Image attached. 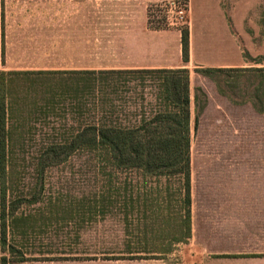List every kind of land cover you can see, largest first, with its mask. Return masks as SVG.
Segmentation results:
<instances>
[{
	"label": "rangeland",
	"instance_id": "obj_1",
	"mask_svg": "<svg viewBox=\"0 0 264 264\" xmlns=\"http://www.w3.org/2000/svg\"><path fill=\"white\" fill-rule=\"evenodd\" d=\"M62 1V6L54 9L45 3L48 0H4L5 36H10L16 56H22L24 41L29 47L37 14L56 13L63 22L64 64L87 58L96 65L118 62L119 53L105 51L116 50L114 45L74 44L76 9L71 0ZM159 3L149 6L148 23ZM249 24H255L264 35V0H259ZM188 26L165 28L149 23L157 32L154 38L169 44L177 36L182 38ZM94 31L96 35L99 32ZM255 61L261 63L260 58ZM186 70L192 97V237L183 239L184 193L179 177L110 172L93 156L79 154L49 173L44 204L20 210L33 218L29 232L16 249L29 261L20 262L17 253L8 255L0 242V264L4 258L8 264H139L157 260L182 264L199 260L202 253L198 246L202 244L229 249L228 238L209 234L216 220L219 229L231 227L229 208L245 206V200L236 198L245 196L243 185L252 175L249 171H258L264 165V155L259 151L264 148V71L237 69L205 75L195 69ZM202 226L205 230L200 234Z\"/></svg>",
	"mask_w": 264,
	"mask_h": 264
},
{
	"label": "trees",
	"instance_id": "obj_2",
	"mask_svg": "<svg viewBox=\"0 0 264 264\" xmlns=\"http://www.w3.org/2000/svg\"><path fill=\"white\" fill-rule=\"evenodd\" d=\"M181 42L187 63L188 30ZM196 71L212 75L234 70ZM198 126L196 118L195 130ZM79 154L93 156L110 172L179 177L183 239L191 238L186 69L0 72V242L5 253L29 261L16 249L33 218L20 210L44 204L49 173ZM8 263L4 258L3 264Z\"/></svg>",
	"mask_w": 264,
	"mask_h": 264
},
{
	"label": "crops",
	"instance_id": "obj_3",
	"mask_svg": "<svg viewBox=\"0 0 264 264\" xmlns=\"http://www.w3.org/2000/svg\"><path fill=\"white\" fill-rule=\"evenodd\" d=\"M163 1L168 0H71V6L76 9L74 22L77 21L74 44L114 45L116 50L108 48L105 51L120 54L118 62L96 65L94 60L88 58L83 62L75 60L64 64L63 22L56 13L54 16L37 14L39 19L32 23L35 31L29 35V47L24 41L20 50L22 56H16L10 36H5V2L0 0V72L179 69L264 71V35L260 34L255 24L253 27L249 24L259 0H188L187 63L183 61L181 36H177L171 44L167 40L158 42L154 38L157 32L149 27V6ZM45 3L56 9L62 6L63 1L48 0ZM41 15L45 18L40 19ZM72 28L75 29V25L72 24ZM94 30L99 31L97 35ZM5 38L8 41L5 42ZM70 52L75 53L74 50ZM256 58H260L261 63L256 64ZM259 151L264 155V148ZM259 169L249 171L252 175L243 185L246 188L245 196L236 198L245 200L242 202L245 206L240 208L239 205H233L229 208L231 227L219 229L217 220L214 221V228L211 227L209 235L228 238L229 249L202 244L198 246L202 253L199 260H187L182 264H264V165ZM203 230L205 228L202 226L200 234ZM139 264L173 263L157 260L141 261Z\"/></svg>",
	"mask_w": 264,
	"mask_h": 264
},
{
	"label": "built area",
	"instance_id": "obj_4",
	"mask_svg": "<svg viewBox=\"0 0 264 264\" xmlns=\"http://www.w3.org/2000/svg\"><path fill=\"white\" fill-rule=\"evenodd\" d=\"M154 9L155 12L149 17V23L152 26L168 28L188 24V3L184 0L164 1L156 4Z\"/></svg>",
	"mask_w": 264,
	"mask_h": 264
}]
</instances>
